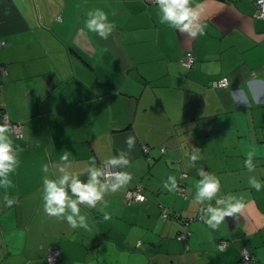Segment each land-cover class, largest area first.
Returning <instances> with one entry per match:
<instances>
[{"label": "crops", "instance_id": "0c3cea01", "mask_svg": "<svg viewBox=\"0 0 264 264\" xmlns=\"http://www.w3.org/2000/svg\"><path fill=\"white\" fill-rule=\"evenodd\" d=\"M198 5L205 34L190 38L161 24L145 0H0V124L2 111L23 122V135L12 136L11 207L0 188V264H48L49 248L59 252L54 264H237L242 248L255 258L247 264H264V188L248 185L250 176L264 182V17L255 0H192ZM96 8L117 26L106 40L85 27ZM186 52L190 67L180 62ZM128 136L136 137L124 169L132 180L105 197L111 219L103 205H82L89 227L71 229L44 213L42 165L54 178L67 150L71 170L83 172L89 158L99 165L126 150ZM201 168L220 178L222 195L245 202L215 230L206 205L193 201ZM170 175L185 196L163 188ZM137 184L143 200L126 203Z\"/></svg>", "mask_w": 264, "mask_h": 264}, {"label": "clouds", "instance_id": "9594fccd", "mask_svg": "<svg viewBox=\"0 0 264 264\" xmlns=\"http://www.w3.org/2000/svg\"><path fill=\"white\" fill-rule=\"evenodd\" d=\"M158 6V15L161 24L167 25L190 38L205 34V25L201 22L202 9L198 5L192 6V0H155ZM261 13L264 14V0H256ZM85 27L89 32L95 33L100 39H108L116 29V24L109 21L108 15L99 8L89 10ZM243 103V102H241ZM13 128L10 124H0V188L5 190L4 204L11 207L16 201L7 194L9 188L14 187L11 174L19 166L18 150L13 145ZM126 150H119L118 154L103 160L99 165L94 157L89 158L88 165L83 172L71 170V152L65 150L60 156L61 166L58 175L49 177V165H42L45 174L42 186V201L44 213L49 217L66 221L71 229H88L87 217L81 214V206L97 208L103 205L100 211L104 219H111L104 211L107 207L105 197L125 189L132 180L129 172L130 154L136 145V137L128 136L125 140ZM195 165L200 159V149L193 147L189 156ZM244 167L249 172H255L254 154L248 153L244 160ZM87 179L82 180V175ZM199 181L195 185L193 201L201 208L203 219L210 229H217L226 218L235 216L245 208L242 197L232 194H221V181L218 176L198 169ZM248 185L259 192L264 188V182L255 176L248 178ZM163 188L170 193L179 191L177 178L170 175L163 183ZM143 200V197H138ZM213 201L215 202L213 204Z\"/></svg>", "mask_w": 264, "mask_h": 264}, {"label": "built area", "instance_id": "2783aa9c", "mask_svg": "<svg viewBox=\"0 0 264 264\" xmlns=\"http://www.w3.org/2000/svg\"><path fill=\"white\" fill-rule=\"evenodd\" d=\"M148 3H155V0H145ZM255 4L257 7V15L260 17H264V14L261 13L260 9L257 6L256 0H255ZM57 19H60V15L56 16ZM5 41L0 39V48L3 47L5 45ZM180 62L183 66L185 67H190L193 63H194V57L192 55L191 52H186L181 58H180ZM6 73V67L4 65H0V75H3ZM227 79H220L218 80L215 85L217 87H226L227 86ZM1 123H7L10 124L13 128V137H21L23 135V122L22 121H11L8 117V115L6 114V112H1ZM141 149L143 152H147L148 150V146L146 144H142L141 145ZM161 150H164V147H161ZM181 191V192H180ZM178 191L179 194L181 196H185L183 193V190ZM143 193H142V186L141 184H137L133 187H129L126 189L125 193H124V199L126 201V203L131 204L135 201H138L140 199H138V197H143ZM162 217L165 218L167 217V212H163L162 213ZM196 219H202V213H198L195 216ZM188 235L187 231L181 232L180 234L177 235V239L179 240H184ZM227 240H220L218 247L219 249H223L225 247V245L227 244ZM59 255V252L55 249V248H49L46 253H45V258L46 261L48 262V264H53L57 257ZM250 260H254V257L252 256V254L250 253V251L246 248H242L240 250V259L237 262V264H246L248 263V261Z\"/></svg>", "mask_w": 264, "mask_h": 264}, {"label": "trees", "instance_id": "16d2710c", "mask_svg": "<svg viewBox=\"0 0 264 264\" xmlns=\"http://www.w3.org/2000/svg\"><path fill=\"white\" fill-rule=\"evenodd\" d=\"M142 193H143V192H142ZM168 215H169V214H168V212H167V217H168ZM161 216H162V213H161ZM162 218H163V217H162ZM165 218H166V217H165ZM163 219H164V218H163ZM184 231H187V232H188L187 229H184V230L180 231L179 233H177V235L180 234L181 232H184ZM177 235H176V238H177ZM178 240H179V239H178ZM181 241H183V240H181ZM219 241H220V240H219ZM218 244H219V242L217 243V248L219 249ZM227 244H228V243H227ZM227 244H226V245H227ZM226 245H225V247H226ZM225 247H224V248H225ZM224 248H223V249H224ZM221 250H222V249H221ZM250 253H251V252H250ZM252 256H253V255H252ZM58 257H59V255H58ZM58 257H57V259H58ZM45 259H46V258H45ZM57 259H56V261H57ZM254 259H255V258H254ZM56 261H55L54 263H56ZM250 261H252V260H250ZM250 261H248V263H249ZM47 263H48V262H47ZM54 263H53V264H54ZM246 264H247V263H246Z\"/></svg>", "mask_w": 264, "mask_h": 264}]
</instances>
